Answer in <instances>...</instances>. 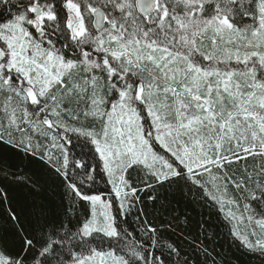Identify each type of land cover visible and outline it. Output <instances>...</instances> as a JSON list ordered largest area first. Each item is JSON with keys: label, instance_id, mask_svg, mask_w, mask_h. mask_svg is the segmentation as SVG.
I'll use <instances>...</instances> for the list:
<instances>
[{"label": "snow or ice", "instance_id": "snow-or-ice-1", "mask_svg": "<svg viewBox=\"0 0 264 264\" xmlns=\"http://www.w3.org/2000/svg\"><path fill=\"white\" fill-rule=\"evenodd\" d=\"M264 259V0H0V264Z\"/></svg>", "mask_w": 264, "mask_h": 264}, {"label": "trees", "instance_id": "trees-1", "mask_svg": "<svg viewBox=\"0 0 264 264\" xmlns=\"http://www.w3.org/2000/svg\"><path fill=\"white\" fill-rule=\"evenodd\" d=\"M211 227L214 235L209 247L214 249L218 261L222 260L223 264H264V259L247 253L239 242L230 236V226L222 218L214 215Z\"/></svg>", "mask_w": 264, "mask_h": 264}]
</instances>
